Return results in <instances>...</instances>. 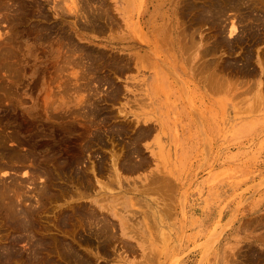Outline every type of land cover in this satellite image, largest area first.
<instances>
[{
    "label": "rangeland",
    "instance_id": "rangeland-1",
    "mask_svg": "<svg viewBox=\"0 0 264 264\" xmlns=\"http://www.w3.org/2000/svg\"><path fill=\"white\" fill-rule=\"evenodd\" d=\"M214 1L0 5L6 264H264V0Z\"/></svg>",
    "mask_w": 264,
    "mask_h": 264
},
{
    "label": "bare ground",
    "instance_id": "bare-ground-1",
    "mask_svg": "<svg viewBox=\"0 0 264 264\" xmlns=\"http://www.w3.org/2000/svg\"><path fill=\"white\" fill-rule=\"evenodd\" d=\"M89 1V0H88ZM97 1V0H96ZM211 1H213V0H211ZM221 0H215L214 1V4H213V2L212 3H210V5H209V7H210V9H212V14H214V16H216L218 13H220L221 11H223L224 12V10L222 9L221 10V8H220V4H219V2H220ZM224 1H226V0H224ZM229 1V0H228ZM228 1H227V3H228ZM236 1V0H235ZM234 0H230V2H229V6H232V8L233 7H235L234 6V4L237 6L238 4H239V2H238V0H237V2H235ZM246 1V0H245ZM244 1V2H245ZM252 2H253V0H251ZM251 1H250V4H249V6L251 5L252 7H257V6H255V4L254 3H251ZM260 1H262L263 2V0H260ZM241 2V1H240ZM243 2V1H242ZM243 2V3H244ZM246 2H248V1H246ZM223 3V2H222ZM227 3L225 4V5H227ZM259 3H261V2H259ZM75 4V3H74ZM88 4V3H87ZM204 4V3H203ZM242 4V3H241ZM245 4H247V3H245ZM253 4H254V6H253ZM258 4V3H257ZM0 5H2V9L3 10H8L9 8H11V7H13L14 9H15V11L17 12V14L16 15H18L17 16V18H16V16L14 17V15H11V16H13L12 18H11V20H14L15 18H16V22H18V20H21L23 17H25L26 16V13H28L27 12V8H28V6H25V3H23V5L22 4H20V3H18V0H0ZM86 6V5H85ZM84 6V7H85ZM104 6V5H103ZM192 6V5H191ZM228 6V5H227ZM228 6V7H229ZM250 6V7H251ZM263 6H264V4H263ZM258 7H261V4H260V6H258ZM257 7V8H258ZM187 8H190L189 7V5H188V7ZM194 8V7H193ZM198 8V7H197ZM206 8V7H205ZM224 8V7H223ZM231 8V7H230ZM237 8H239V6H237ZM248 8V7H247ZM254 8V9H255ZM257 8H256V10H257ZM2 9H0V10H2ZM192 9V8H191ZM195 10H197L196 8H194ZM202 9V8H201ZM252 9V8H251ZM262 9V8H261ZM193 10V9H192ZM255 10V11H256ZM10 10H8V12H9ZM92 11H93V9H92ZM91 11V12H92ZM188 11V10H187ZM226 11V10H225ZM249 11V10H248ZM254 11V12H255ZM259 10H257V12H258ZM263 11H264V9H263ZM11 12H12V10H11ZM39 12H40V10H39ZM85 12H87V11H85ZM253 12V11H252ZM254 12L252 13V14H254ZM257 12H255V14L257 13ZM10 13V12H9ZM42 13V12H41ZM102 13V12H101ZM210 13V12H209ZM217 13V14H216ZM222 13V12H221ZM100 14V13H99ZM109 14V13H108ZM199 14H201V13H199ZM261 16H259V23H257L256 25L259 27L260 25V23H262L261 25H263V30H264V24H263V22H264V16H263V13L261 12ZM46 15V14H45ZM92 15V14H91ZM209 15V14H208ZM218 15H221V14H218ZM243 15V14H242ZM258 15V14H257ZM213 16V15H212ZM213 16V17H214ZM5 19H7L6 18V16H3ZM43 17H45V16H43ZM94 17V16H93ZM219 17V16H218ZM257 17V16H256ZM255 17V18H256ZM3 18V19H4ZM242 19H243V17H241ZM253 18V17H252ZM45 19V18H44ZM205 19V18H204ZM215 20H217V17L216 18H214ZM241 19V20H242ZM8 20V19H7ZM43 20V19H42ZM198 20V19H197ZM212 20V19H211ZM219 20V19H218ZM244 20V19H243ZM213 22H214V20H212ZM256 21V20H255ZM20 22V21H19ZM210 22V21H209ZM253 22V21H252ZM254 23H256V22H254ZM96 25V24H95ZM99 25V24H98ZM216 25V24H215ZM256 25H254L253 24V26H256ZM257 27V28H258ZM220 28V27H219ZM255 28V27H254ZM262 28H260V29H262ZM260 29L258 28V31H260ZM254 31V30H253ZM264 32V31H263ZM260 33V32H259ZM252 34V33H251ZM262 34H264V33H262ZM179 35V34H178ZM256 37V36H255ZM253 38L255 41H258V40H260L261 41V39H259V37H257V38ZM252 38V37H251ZM241 39V38H240ZM239 42V41H238ZM6 43V42H5ZM217 44H218V42H217ZM2 45V44H1ZM228 45V44H227ZM209 47V46H208ZM216 47H217V45H216ZM215 47V48H216ZM2 50H5V49H2ZM7 50V53H6V55H3V54H1L0 53V60H2L3 61V64L1 65L0 64V72H2V71H6L7 69H6V66L4 65L5 63H6V61H7V57L9 56V51H10V49H6ZM209 51V49L208 48H206V51ZM211 50V49H210ZM213 50H214V48H213ZM216 50V49H215ZM206 51H204L205 52V54L203 53V52H201V54L203 53V56L204 55H206ZM208 51H207V54H208ZM209 52H211V51H209ZM5 53V52H4ZM2 55V56H1ZM203 62V61H202ZM210 62V61H209ZM230 62V61H229ZM210 65V64H209ZM206 67H207V65H206ZM210 67V66H209ZM203 68V67H202ZM206 70V69H205ZM197 71V70H196ZM242 72V71H241ZM217 74V73H216ZM214 75V74H213ZM210 76V75H209ZM208 76V77H209ZM207 77V78H208ZM214 77V76H213ZM212 77V78H213ZM215 78V77H214ZM213 78V80H212V82L214 81V83H215V79ZM209 79L211 80V76L209 77ZM217 79V78H216ZM210 80H206L207 82L209 81V82H211ZM221 81V80H220ZM219 81V79H217V81L216 82H220ZM225 81V80H224ZM211 82V83H212ZM207 84H209V83H207ZM207 84H206V86H207ZM213 84V83H212ZM212 84H209L208 85V87H207V89L209 88V86L210 85H212ZM216 84H219V83H216ZM221 84H222V82H221ZM2 85V84H1ZM214 86V85H213ZM212 86V87H213ZM215 86H217V85H215ZM220 86V85H219ZM223 86H225V85H223ZM211 87V86H210ZM216 88H218V86L216 87ZM210 89V88H209ZM214 89V87L212 88V90ZM224 90V89H223ZM225 91V90H224ZM253 105V104H252ZM236 106V105H235ZM254 108V107H253ZM0 138H1V136H0ZM4 138V137H3ZM2 138V139H3ZM1 140V139H0ZM6 140V139H5ZM1 142V141H0ZM2 143V142H1ZM16 143V142H15ZM15 151H17V150H15ZM9 152V153H8ZM10 153H12V154H10ZM16 153V152H15ZM17 154V153H16ZM22 155V154H21ZM3 156H6V157H9V158H14V157H11V156H15V154H13V152H11V151H7V150H3L2 149V147L0 146V157H3ZM17 156V155H16ZM15 156V157H16ZM18 157V156H17ZM20 157V156H19ZM18 157V158H19ZM5 158V157H4ZM18 158L16 159V158H14V160L16 159V160H18ZM20 159H22V158H20ZM20 159H19V161H20ZM5 162H6V160H5ZM14 162V161H13ZM1 163V162H0ZM1 167V166H0ZM45 170V169H44ZM46 171V170H45ZM40 172V171H39ZM41 173V172H40ZM47 179H48V177H47ZM50 177H49V180L48 181H50ZM158 179V178H157ZM4 186V185H3ZM3 189V188H2ZM41 190V189H40ZM3 192H4V190H2ZM53 191V190H52ZM3 192H1L0 191V198H1V200L3 199V200H7L8 201V198L7 197H5V196H3L2 194H5V193H3ZM6 192V191H5ZM40 193V192H39ZM43 193V192H42ZM48 194V193H47ZM42 196V195H41ZM41 196H39V197H41ZM7 198V199H6ZM11 200V199H10ZM8 201V205L9 204H12L13 202L12 201ZM4 202V201H3ZM3 204V203H2ZM14 204V203H13ZM13 204H12V207H13ZM15 205V204H14ZM13 209V208H12ZM14 209H15V207H14ZM13 209V210H14ZM16 210V209H15ZM16 215L15 213H12V215ZM23 215H24V217L26 218H23L22 219V221H24V219L26 220V224L25 225H28V229H26V230H32L31 228H33L34 227V217H33V215L31 216L30 214H28L27 212L25 213V210H24V213H22ZM85 214V213H84ZM17 217V216H16ZM18 217H19V215H18ZM86 217H89L88 216V214H87V216ZM90 217H92V216H90ZM89 217V218H90ZM98 218V217H97ZM16 219V218H15ZM85 219V218H84ZM14 220V219H13ZM65 220L67 221L68 220V217L67 216H64L63 217V222H65ZM101 220V219H100ZM100 220H98V221H100ZM18 221H20V223H18V225L20 224L21 225V218L18 220ZM102 222H104V221H102ZM108 222V221H107ZM96 223H98L97 221H96ZM12 225V227H16V228H14V229H16V231H19V232H22V231H25V229H23V228H25V226H23V228H22V226H17V224H15L14 222L13 223H11ZM22 224H24V222L22 223ZM107 225V224H106ZM105 225V227H107ZM101 227V226H100ZM109 228V227H108ZM107 228V229H108ZM107 229L106 228H104V227H101V229L99 230V233H101V234H105V232L107 231ZM33 231V230H32ZM32 231H30V232H32ZM110 231V230H109ZM113 231V230H112ZM108 232V231H107ZM106 232V233H107ZM113 233V232H112ZM44 238V237H43ZM86 238V237H85ZM38 241V243H37V247H36V249H34L33 251L35 252L34 253V255H38V257L40 258L39 260L40 261H43L42 263H46V264H57V263H54L53 261L51 262V260L49 261V260H47L46 259V253L48 252V253H50V248L52 249V247H51V245H52V243L50 244V242L48 241V239H46L45 240V238L44 239H42V238H40L39 240H37ZM86 242H87V239H86ZM61 242H59V245L60 246H63L62 245V243L60 244ZM105 243V242H104ZM103 244V243H102ZM33 245H34V243H33ZM59 246V247H60ZM102 248H104V247H102ZM62 249V248H61ZM64 249V248H63ZM55 251V250H54ZM64 252V256H66L67 258H71V256H72V254H75V251L73 250V248L70 246V247H68V252L66 251V249L65 250H63ZM61 255V254H60ZM250 256V255H249ZM14 256L11 254V250L10 249H7L6 251H3L2 253L0 252V262L1 263H4V264H6V263H8L12 258H13ZM20 257H22V256H20ZM49 259V258H48ZM39 260H37V261H39ZM39 261V262H40ZM241 261V260H240ZM35 262V261H34ZM36 263V262H35ZM84 263V262H83ZM82 263V264H83ZM84 264H87V263H84ZM89 264V263H88ZM137 264V263H136Z\"/></svg>",
    "mask_w": 264,
    "mask_h": 264
}]
</instances>
